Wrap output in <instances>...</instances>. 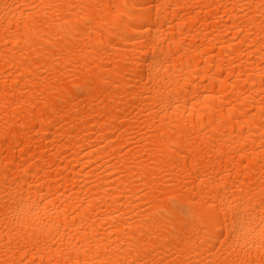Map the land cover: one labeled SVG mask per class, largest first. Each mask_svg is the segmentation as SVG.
<instances>
[{
    "label": "bare ground",
    "instance_id": "6f19581e",
    "mask_svg": "<svg viewBox=\"0 0 264 264\" xmlns=\"http://www.w3.org/2000/svg\"><path fill=\"white\" fill-rule=\"evenodd\" d=\"M0 264H264V0H0Z\"/></svg>",
    "mask_w": 264,
    "mask_h": 264
}]
</instances>
